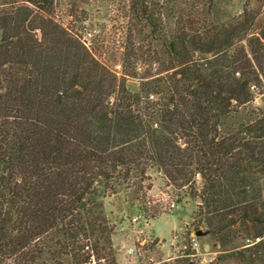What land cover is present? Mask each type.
Listing matches in <instances>:
<instances>
[{"label": "trees", "instance_id": "obj_1", "mask_svg": "<svg viewBox=\"0 0 264 264\" xmlns=\"http://www.w3.org/2000/svg\"><path fill=\"white\" fill-rule=\"evenodd\" d=\"M54 1L0 0V264H119L125 219L107 207L155 218L151 169L201 198L206 235L260 238L219 260L264 264V111L252 106L264 89V3L193 35L161 36L145 16L160 67L118 76L53 20ZM185 249L177 264H194Z\"/></svg>", "mask_w": 264, "mask_h": 264}, {"label": "rangeland", "instance_id": "obj_2", "mask_svg": "<svg viewBox=\"0 0 264 264\" xmlns=\"http://www.w3.org/2000/svg\"><path fill=\"white\" fill-rule=\"evenodd\" d=\"M259 2L264 3V0H55L52 18L80 39L90 62L92 54L100 65L115 70L120 76L133 64L140 71L154 72L160 67L158 63L148 60L149 55L161 52V46L160 41L155 40L159 38L158 34L152 36V29L145 16L153 15L158 23L161 22V36L177 27L182 34L193 35L202 31L208 22H226L238 16L244 6H256ZM261 9L264 10V4ZM204 12L208 15L205 21ZM132 49L142 54L137 62L123 58L124 52ZM202 56L212 60L215 55ZM126 85L133 91L138 89V81L134 78H128ZM254 93L252 106L264 111V89L255 88ZM241 119V116L234 118ZM148 174L151 187L147 190V198L161 211L155 218L137 217L134 221L136 216L132 213L133 206L125 202L120 210L113 198L109 199L113 203L109 204L108 210H112L113 216L122 215L125 219L113 236L119 248L118 263L161 264L165 261L177 264V260L185 256L190 238L195 237L198 247L193 255H189L194 264H232L234 260L230 257L222 261L219 257L230 254L234 247L248 245L247 237L223 245L219 239L208 234L196 236V229L204 231L202 225L196 223L201 217V198L179 196L177 189L168 184L156 169H151ZM200 186L201 178L197 175L195 190L198 191ZM172 202L173 207L170 206ZM128 247L133 248L132 254L125 252ZM201 259L204 261L199 262Z\"/></svg>", "mask_w": 264, "mask_h": 264}, {"label": "built area", "instance_id": "obj_3", "mask_svg": "<svg viewBox=\"0 0 264 264\" xmlns=\"http://www.w3.org/2000/svg\"><path fill=\"white\" fill-rule=\"evenodd\" d=\"M170 206L171 207H173L174 206V202H172L171 204H170ZM137 219V217H135L134 218V221ZM260 238L259 237H256V238H254V239H248V245H250L251 243H254V242H257L258 240H259ZM189 242H190V245H191V248L193 249V250H195V249H197V247H198V242H197V240H196V238L195 237H192V238H190V240H189ZM125 252L127 253V254H132V252H133V248H131V247H128L126 250H125ZM193 255V254H192ZM202 261H204V260H202L201 259V261H199V262H202ZM95 264V260H94V256L93 255H91V258H90V262H88V263H86V264ZM198 263V262H197Z\"/></svg>", "mask_w": 264, "mask_h": 264}, {"label": "water", "instance_id": "obj_4", "mask_svg": "<svg viewBox=\"0 0 264 264\" xmlns=\"http://www.w3.org/2000/svg\"><path fill=\"white\" fill-rule=\"evenodd\" d=\"M200 199V198H199ZM201 200V199H200ZM195 225L192 226V229H194ZM195 234L196 236H202V235H205L206 232L205 231H202L201 229H196L195 230Z\"/></svg>", "mask_w": 264, "mask_h": 264}]
</instances>
